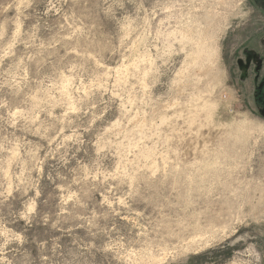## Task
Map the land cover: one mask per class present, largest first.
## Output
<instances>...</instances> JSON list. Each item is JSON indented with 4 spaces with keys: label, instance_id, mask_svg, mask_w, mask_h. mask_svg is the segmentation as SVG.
Listing matches in <instances>:
<instances>
[{
    "label": "rangeland",
    "instance_id": "1",
    "mask_svg": "<svg viewBox=\"0 0 264 264\" xmlns=\"http://www.w3.org/2000/svg\"><path fill=\"white\" fill-rule=\"evenodd\" d=\"M0 264H264V0H0Z\"/></svg>",
    "mask_w": 264,
    "mask_h": 264
},
{
    "label": "water",
    "instance_id": "2",
    "mask_svg": "<svg viewBox=\"0 0 264 264\" xmlns=\"http://www.w3.org/2000/svg\"><path fill=\"white\" fill-rule=\"evenodd\" d=\"M240 64H242V62H239Z\"/></svg>",
    "mask_w": 264,
    "mask_h": 264
},
{
    "label": "bare ground",
    "instance_id": "3",
    "mask_svg": "<svg viewBox=\"0 0 264 264\" xmlns=\"http://www.w3.org/2000/svg\"><path fill=\"white\" fill-rule=\"evenodd\" d=\"M242 132V131H241Z\"/></svg>",
    "mask_w": 264,
    "mask_h": 264
}]
</instances>
